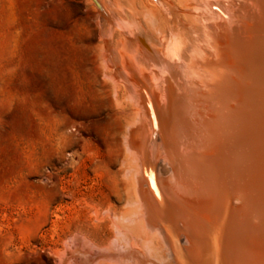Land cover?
Returning a JSON list of instances; mask_svg holds the SVG:
<instances>
[{
    "label": "bare ground",
    "instance_id": "obj_1",
    "mask_svg": "<svg viewBox=\"0 0 264 264\" xmlns=\"http://www.w3.org/2000/svg\"><path fill=\"white\" fill-rule=\"evenodd\" d=\"M145 2L152 34L123 20L133 50L106 38L95 57L128 105L108 116L128 249L95 260L76 234L61 264H264V0ZM136 235L165 253L145 257Z\"/></svg>",
    "mask_w": 264,
    "mask_h": 264
},
{
    "label": "rangeland",
    "instance_id": "obj_2",
    "mask_svg": "<svg viewBox=\"0 0 264 264\" xmlns=\"http://www.w3.org/2000/svg\"><path fill=\"white\" fill-rule=\"evenodd\" d=\"M102 1L0 0V264H61L76 234L95 260L99 248L128 249L115 229L130 203L117 200L108 124L127 102L106 86L95 57L106 38L116 57L122 44L133 50L123 20L151 31L145 0ZM136 236L145 257L165 253L158 238ZM101 264L132 263L117 256Z\"/></svg>",
    "mask_w": 264,
    "mask_h": 264
},
{
    "label": "water",
    "instance_id": "obj_3",
    "mask_svg": "<svg viewBox=\"0 0 264 264\" xmlns=\"http://www.w3.org/2000/svg\"><path fill=\"white\" fill-rule=\"evenodd\" d=\"M93 1H94V3L96 4L97 7H100V4L96 0H93ZM220 264H222V263H220Z\"/></svg>",
    "mask_w": 264,
    "mask_h": 264
}]
</instances>
